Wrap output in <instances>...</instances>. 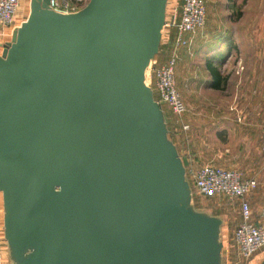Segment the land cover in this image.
Returning <instances> with one entry per match:
<instances>
[{
    "label": "water",
    "instance_id": "1",
    "mask_svg": "<svg viewBox=\"0 0 264 264\" xmlns=\"http://www.w3.org/2000/svg\"><path fill=\"white\" fill-rule=\"evenodd\" d=\"M168 0H31L0 56V192L11 264H221L144 83ZM264 264V260L261 262Z\"/></svg>",
    "mask_w": 264,
    "mask_h": 264
},
{
    "label": "crops",
    "instance_id": "2",
    "mask_svg": "<svg viewBox=\"0 0 264 264\" xmlns=\"http://www.w3.org/2000/svg\"><path fill=\"white\" fill-rule=\"evenodd\" d=\"M211 1L205 0L206 15L202 28L186 33V46L176 52L177 76L178 69L186 66L188 59H191L188 48L193 52L194 46L203 37L204 28L207 29L205 24L209 20ZM224 1L225 4L218 5L217 0H213V69L211 63H205L210 77L209 85L204 89L194 87V99L188 98L184 90L177 86L183 101L194 112L179 119V125L174 124L179 133L169 139L182 160L191 194L194 187L190 173L203 164L236 169L244 179H255L257 187L246 196L251 208L250 221L264 224V218L260 216L264 207V0H241L242 4H239V0ZM30 2L31 0H19L12 25L0 26V56L3 45L11 41L13 32L27 21L31 11ZM181 3L182 0L180 3L177 0L167 1L169 7L166 5L165 24L167 26L169 23L170 31L164 42L161 37L159 50L154 58L156 67L164 65L174 52ZM162 42L164 45L161 48ZM210 70H213V74ZM185 76L184 85L187 84L188 77ZM146 85L151 88L154 100L164 112L160 93L155 88V79L151 78ZM186 124L189 126L188 130L183 128ZM235 201L238 204L235 222L227 225L223 215H220L223 238L231 241L236 227L242 221L239 201ZM0 264H10V261L5 258Z\"/></svg>",
    "mask_w": 264,
    "mask_h": 264
},
{
    "label": "built area",
    "instance_id": "3",
    "mask_svg": "<svg viewBox=\"0 0 264 264\" xmlns=\"http://www.w3.org/2000/svg\"><path fill=\"white\" fill-rule=\"evenodd\" d=\"M88 1L49 0V6L56 13L73 14L85 7ZM18 7L19 0H0V26L12 25ZM205 15V0H182L174 52L164 65L156 67V60L153 59L148 66L150 74L147 82L149 83L151 78L155 79V88L160 93L161 102L177 115L188 112V107L176 85V52L186 46L187 42L184 38L186 33L202 28ZM241 69L239 65V70ZM183 128L188 129V124ZM262 149L264 150V136ZM190 177L195 191L202 196L226 195L239 201L242 221L234 231L233 243L240 257L248 259L264 250V224L250 221L251 208L246 200V196L257 187L255 179H244L241 172L236 169H223L212 164L201 165L190 173ZM260 216L264 218V207L260 211Z\"/></svg>",
    "mask_w": 264,
    "mask_h": 264
},
{
    "label": "rangeland",
    "instance_id": "4",
    "mask_svg": "<svg viewBox=\"0 0 264 264\" xmlns=\"http://www.w3.org/2000/svg\"><path fill=\"white\" fill-rule=\"evenodd\" d=\"M244 1V0H243ZM178 3H180V0H177ZM236 2V1H235ZM239 4L241 3V0H239ZM218 5L225 4L224 0H217ZM170 6V2L168 4ZM167 5V8L169 7ZM213 0L210 2L211 11L209 13V20H207L205 27L207 26V29L204 28L203 31V37L201 41H198V45L194 46L193 52L191 48H188L189 56L191 59H188V64L186 66H181L178 71L179 74L177 76L176 73V84L179 86V88L183 89L184 94L188 96L190 99H194L195 92L194 87H202L203 89L206 88L209 84V72L206 70L205 63L209 62L211 63V66L213 68ZM169 24V23H168ZM166 26V24L163 26V42L166 40V35L170 31V27ZM161 43V48L164 45V43ZM193 44V43H192ZM191 44V45H192ZM150 65V63H149ZM188 70V73L186 72ZM150 74V68L148 67V70L146 69L145 72V79L144 83L147 84L148 78ZM187 75V86L184 85L185 79ZM191 87V89H189ZM188 90V91H187ZM206 90V89H205ZM208 94V93H207ZM206 94V95H207ZM182 96V94H181ZM208 97V95L206 96ZM204 99V96L203 98ZM208 99V98H206ZM164 114L167 120V128L169 130V138H174V135H178L179 129L177 125L174 126V124H178L179 119H184L186 116H188L192 111L194 112L193 108H189L188 106V112H186L183 115H177L173 113V111L164 104ZM198 112V109H197ZM193 116V115H192ZM194 118V117H192ZM200 118V117H196ZM179 125V124H178ZM189 129V128H188ZM186 129V130H188ZM171 131V134H170ZM236 199L230 198L226 195H210V196H202L198 194L195 189L191 194V205L194 208L195 212H202L209 216H217L220 217V215H223V218L225 219V223L230 224L233 221L235 222L237 215H238V204L235 201ZM222 228V225H221ZM222 230L220 229V241L222 243V250H221V264H261V262L264 260V250H262L259 254L252 256L248 259H244L240 257L237 252L236 248L234 246L233 241L226 240L223 238ZM8 256V257H7ZM5 258L9 259V253H8V245L4 238V227H3V202L0 200V261ZM10 261V260H9ZM11 264V261H10Z\"/></svg>",
    "mask_w": 264,
    "mask_h": 264
},
{
    "label": "trees",
    "instance_id": "5",
    "mask_svg": "<svg viewBox=\"0 0 264 264\" xmlns=\"http://www.w3.org/2000/svg\"><path fill=\"white\" fill-rule=\"evenodd\" d=\"M213 69V68H212ZM211 74H213V70H210Z\"/></svg>",
    "mask_w": 264,
    "mask_h": 264
},
{
    "label": "bare ground",
    "instance_id": "6",
    "mask_svg": "<svg viewBox=\"0 0 264 264\" xmlns=\"http://www.w3.org/2000/svg\"><path fill=\"white\" fill-rule=\"evenodd\" d=\"M161 32L163 33V28H162Z\"/></svg>",
    "mask_w": 264,
    "mask_h": 264
}]
</instances>
